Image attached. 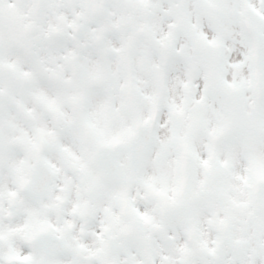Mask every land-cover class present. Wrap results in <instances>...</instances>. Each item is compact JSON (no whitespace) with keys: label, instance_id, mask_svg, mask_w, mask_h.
Instances as JSON below:
<instances>
[{"label":"snow or ice","instance_id":"6c2138e0","mask_svg":"<svg viewBox=\"0 0 264 264\" xmlns=\"http://www.w3.org/2000/svg\"><path fill=\"white\" fill-rule=\"evenodd\" d=\"M0 264H264V0H0Z\"/></svg>","mask_w":264,"mask_h":264}]
</instances>
